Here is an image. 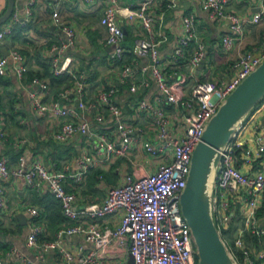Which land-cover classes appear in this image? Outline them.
I'll return each instance as SVG.
<instances>
[{"label":"built area","instance_id":"built-area-1","mask_svg":"<svg viewBox=\"0 0 264 264\" xmlns=\"http://www.w3.org/2000/svg\"><path fill=\"white\" fill-rule=\"evenodd\" d=\"M82 1L105 3L99 23L106 30L105 44L113 47L108 55L112 63L121 61L125 52L122 45L125 33L117 20L118 15L138 20L152 35L155 19L151 6L156 0H139L129 5H122L118 0ZM175 1L169 0L168 6H174ZM195 1L214 17L229 22L230 32L222 37L221 43L226 51L241 38L246 22L258 23L264 15V0H259L257 10L249 17L225 10L226 0ZM31 3L32 0L29 4ZM30 14L27 9V18ZM51 15L53 23L66 36L64 41L53 43L49 48L51 70L55 75L67 73L71 78V85L59 89L55 99L46 101V92L49 90L47 78H33L30 83H26V58L15 48L6 55H0V75H5L11 61L17 81L23 85L35 86L24 87L34 116L61 119L53 133L56 142L66 143L77 137H90L94 142L74 160V164H65L57 171H50L39 158L29 168H25L24 154L18 156L16 166L9 167L7 159L0 154V214L6 202L3 181L23 177L29 190L37 194L49 193L57 199L61 214L66 220L65 224L57 228L52 239L39 240L44 229L43 224L37 221L40 210L29 203L22 205L31 219L28 224L27 245L39 251L37 259L43 260L45 253L56 251L61 257L60 264H127L129 255L132 256V264H195V245L191 230L180 208V194L186 184L191 154L219 105L264 60V43L241 53L232 64L235 72L228 79L221 82L197 80L193 83L190 94L182 98L167 83L162 65L164 61L179 64L190 45H194L188 59L190 68L199 64L204 44L196 33L195 15L191 12L182 14V31L168 60L159 56L157 41L153 36L137 39L133 49L137 55L150 56V74L165 96L164 104H174L182 111L183 133L177 136L169 131V115L158 102L151 104L140 101L138 108L154 113L156 127V139L144 140L143 149L151 158L160 156L162 163L153 171L139 176L125 173L120 183L107 188L102 201L86 203L79 198L77 192L69 191L68 186L81 183L90 169L97 168L103 162L125 156L129 143L142 135L143 129L122 121V109L114 101L117 91L115 87L102 90L94 99L86 98L84 74L72 69L70 57L60 60L63 51L75 44L74 29L60 19L57 8L53 9ZM11 18L0 24V44L18 21L15 14ZM134 72L133 65L126 64L120 73L121 81L130 80L132 92L148 84L147 79L133 82ZM175 74L177 79L181 78L178 72ZM71 99L72 104H63V101ZM89 112L93 113L98 124L103 122L105 112L111 114L116 119L120 139L115 141L108 132L93 130L85 117V113ZM243 119L234 125L230 139L218 149L219 161L213 167L208 189L211 213L213 216L212 208L215 203L217 229L227 228L232 217H238L240 224L233 236V248L240 253L237 256L238 264H264V228L260 227L257 218L259 197L264 193V170L250 171L253 163L260 161L264 153V123L261 127L256 126L252 134L244 138L241 134ZM7 140L8 135L0 122V141ZM25 143V138L14 139L17 149H21ZM245 233L257 237V247L247 243ZM74 236H81L90 246L85 248L83 245L69 244L67 238ZM17 264L36 262L21 255Z\"/></svg>","mask_w":264,"mask_h":264},{"label":"crops","instance_id":"crops-1","mask_svg":"<svg viewBox=\"0 0 264 264\" xmlns=\"http://www.w3.org/2000/svg\"><path fill=\"white\" fill-rule=\"evenodd\" d=\"M30 1L15 0L11 17L15 14L18 21L14 23L11 33L0 44V55H6L4 54L6 50L8 53L9 50L15 48L25 56L28 71L31 74L47 78L51 56L49 48L51 44L66 39L64 32L52 20V11L57 8L60 19L68 23L75 33L74 46L66 48L60 55V60L70 57L72 69L84 74L86 98L94 99L102 90L111 86L115 87L117 91L114 94V101L122 109V121L143 129V134L129 143L125 156L103 162L97 167L109 170L116 161L125 158L117 165L120 178L116 183L113 182L114 185L121 182L125 173L139 176L147 171H153L160 164L159 159L151 158L143 149L144 140L153 141L156 139V127L154 113L151 110L146 111L138 108L140 101L151 104L158 102L169 115V131L177 136L183 133L182 111L174 104H164L165 96L150 74V56L137 55L133 49L137 39L153 36L157 41L159 56L168 60L175 47L176 39L182 31V14L191 12L195 15L196 33L198 39L204 44L203 57L199 64L193 69L190 68L188 59L194 47V45H190L187 47L184 59L179 64L164 61L162 65L167 83L176 95L182 98H186L190 94L191 87L197 80L221 82L228 79L235 72L232 64L239 55L264 43V15L258 23L246 22L241 38L237 39L231 49L226 51L221 43L222 37L230 32L227 20L214 17L195 0H176L172 7L168 6L169 0H156L151 6V12L155 19L151 29L152 35L140 25L138 20L117 16L125 33L122 43L125 52L121 61L112 63L108 59V55L113 47L105 44L106 30L99 23V17L105 5L104 1L32 0V3L29 4ZM118 1L122 5H129L137 3L139 0ZM258 3L259 0H226L225 10L249 17L257 10ZM6 5L7 0H0V14ZM27 9L31 13L28 18L26 16ZM11 17L9 20L12 19ZM126 64H131L134 67L133 82L137 83L147 79L148 84L132 92L130 80L127 82L120 80L121 70ZM175 72L180 74V79H177ZM24 87L35 86L19 83L12 70V62L9 61L7 72L5 75H0V122L8 135L7 141H0V154L7 159V165L9 167L16 166L20 154L25 155V168H29L36 158H39L50 171L60 170L65 164H74V160L84 150L90 148L94 139L77 137L66 143L56 142L53 139V133L58 128V122H61V119L35 117L27 89ZM50 87L52 89L46 92V101L55 99L60 89L53 85ZM11 102H13L12 107L10 106ZM70 103H73L72 99L68 102L63 101L64 105ZM104 114V120L100 124L95 122L93 113H85V117L93 130L108 132L111 139L118 141L120 134L116 129V119L108 112ZM263 123L264 101L244 117L241 134L244 135V138H248L254 128L261 127ZM16 138L26 139V143L21 149L14 146ZM261 169L264 170V153L260 161L253 163L250 171ZM109 186L112 185L102 175H99V181L95 185L99 194L88 200L102 201ZM3 187L6 202L0 214V264H17L21 255L35 261L36 264H60L61 257L56 251L45 253L43 260H39L36 258L39 251L27 245L28 224L31 219L22 205L26 203L36 205L40 212L43 211L44 216L45 205H39L34 200V195L41 196L47 193L37 194L29 190L23 177L9 178L3 181ZM77 193L79 195V192ZM55 204L59 206L58 201ZM19 213L24 214L26 218L24 223L18 218ZM49 217V214H46L44 218L39 217L37 220L44 226L39 240L45 236L52 238L57 228L60 227L58 225L53 227V220L50 222ZM237 218L234 215L229 222V224H236L232 237L240 224ZM257 218L260 227L264 228V193L259 197ZM46 239L44 238V240ZM66 241L69 244L83 245L85 248L90 246L81 236L69 237ZM247 243L254 248L257 247V243L256 245L248 241ZM262 247L264 248V238Z\"/></svg>","mask_w":264,"mask_h":264},{"label":"water","instance_id":"water-1","mask_svg":"<svg viewBox=\"0 0 264 264\" xmlns=\"http://www.w3.org/2000/svg\"><path fill=\"white\" fill-rule=\"evenodd\" d=\"M14 3L15 0H7L6 8L0 14V24L9 20ZM4 54H7V50ZM263 96L264 60L219 105L192 151L186 184L180 194V208L191 230L197 264H235L213 220L208 180L213 167L219 161L218 149L230 139L234 125ZM18 218L22 223L26 220L21 213ZM127 264H132L131 255Z\"/></svg>","mask_w":264,"mask_h":264},{"label":"trees","instance_id":"trees-1","mask_svg":"<svg viewBox=\"0 0 264 264\" xmlns=\"http://www.w3.org/2000/svg\"><path fill=\"white\" fill-rule=\"evenodd\" d=\"M48 64H49V67H48L49 68V74L46 77H47V80L49 82V84H48L49 89H52V87H50L52 85L54 87H58V89L59 88L60 89L65 88V86L71 85V78L69 77V75L67 73H61L59 75H55V74H53V72L51 70L50 62ZM33 78H43V77L33 75L27 69V71L25 73V82L30 83V81ZM62 86H64V87H62ZM9 95H10V93H9ZM263 101H264V96L262 97V99H260L258 101V103L249 112H251L253 109H255ZM12 103L13 102H11V105H10L11 107H12ZM238 151H240V149ZM121 159L122 160L116 161V163H114L112 165V167H110L109 170L98 169V168L90 169L85 174V177L81 183L73 185V186H68V190L73 191V192H79V198L82 199L83 202H86V203L94 202V201H89L88 199H93L96 195L99 194L95 188L96 183L99 181V175H102L109 184L114 185V183H116V181L120 178V173L117 171V165L125 160V158H121ZM34 200L39 205L40 204L45 205L46 209H45L44 216H46V214L47 215L49 214L50 222L53 220L52 221L53 227H55L56 225H58V227H59V226L65 224L66 220L64 219V217L61 214L60 203L51 194L47 193V194H44L41 196L34 195ZM56 201H58L59 206L57 204H55ZM44 216H43V211H41L40 217L44 218ZM235 227H236V224L230 223L227 228L220 229L219 233H220V236H221L227 250L229 251V254L232 256L233 259H236L238 262L237 256H239L240 253H239V251H236L233 248V237H232V232L235 229ZM44 238L49 239L51 237L45 236ZM44 238L42 237L40 239L43 240ZM245 240H247L248 242H252L254 245H256V243H257V237L254 235H251L249 233H245ZM228 243H229V245H228ZM195 263H196V261H195Z\"/></svg>","mask_w":264,"mask_h":264},{"label":"rangeland","instance_id":"rangeland-1","mask_svg":"<svg viewBox=\"0 0 264 264\" xmlns=\"http://www.w3.org/2000/svg\"><path fill=\"white\" fill-rule=\"evenodd\" d=\"M154 159H159L160 160V164L162 163V159L160 158V156H155L154 157ZM159 164V165H160ZM215 203H213V219H214V222H216V218H215ZM218 231L220 232V229H218ZM228 245H229V243H228ZM194 259H195V261H196V263L195 264H197V262H198V258H197V253H196V249H195V247H194ZM233 261L235 262V264H238V262H237V260L236 259H233Z\"/></svg>","mask_w":264,"mask_h":264},{"label":"bare ground","instance_id":"bare-ground-1","mask_svg":"<svg viewBox=\"0 0 264 264\" xmlns=\"http://www.w3.org/2000/svg\"><path fill=\"white\" fill-rule=\"evenodd\" d=\"M212 175H213V169H212V171H211V173H210V175H209V180H208V189H209V187H210V181H211V179H212Z\"/></svg>","mask_w":264,"mask_h":264}]
</instances>
